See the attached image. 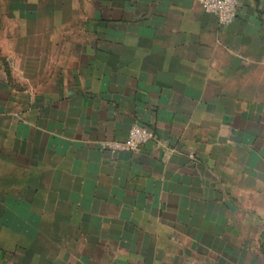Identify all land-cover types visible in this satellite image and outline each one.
I'll return each instance as SVG.
<instances>
[{
  "label": "crops",
  "instance_id": "obj_1",
  "mask_svg": "<svg viewBox=\"0 0 264 264\" xmlns=\"http://www.w3.org/2000/svg\"><path fill=\"white\" fill-rule=\"evenodd\" d=\"M96 1L68 64L21 67L19 89L0 68L4 232L14 225L19 264H187L214 217L203 204L221 102L250 101L241 77L264 74V0H237L228 25L198 0ZM134 124L154 134L140 151L102 147Z\"/></svg>",
  "mask_w": 264,
  "mask_h": 264
},
{
  "label": "rangeland",
  "instance_id": "obj_2",
  "mask_svg": "<svg viewBox=\"0 0 264 264\" xmlns=\"http://www.w3.org/2000/svg\"><path fill=\"white\" fill-rule=\"evenodd\" d=\"M100 4L96 0H0V68L13 79L14 87H20L21 67L42 66L48 73L58 60L62 66L68 64V53L76 42L93 33L90 22L100 19ZM241 78L250 80L253 89L236 92V97L246 93L250 101L221 102V139L215 142L218 159L207 168L205 178L213 184L214 199H209L212 193L207 191L203 204L207 215L210 211L214 217L204 219L203 253L189 255L187 264H264V74ZM207 142L208 152L211 143ZM53 221V225L69 227L67 220L43 222L52 227L49 222ZM0 222V264H19V236L14 235V225L10 223L4 232L5 220ZM28 222L34 230L30 237L35 238L39 220ZM45 236L58 243L78 242L80 237Z\"/></svg>",
  "mask_w": 264,
  "mask_h": 264
},
{
  "label": "built area",
  "instance_id": "obj_3",
  "mask_svg": "<svg viewBox=\"0 0 264 264\" xmlns=\"http://www.w3.org/2000/svg\"><path fill=\"white\" fill-rule=\"evenodd\" d=\"M205 13L213 15L220 25L233 22L237 14V0H198ZM154 139V134L148 128L134 124L123 140L106 141L102 147L110 152H138L148 142Z\"/></svg>",
  "mask_w": 264,
  "mask_h": 264
}]
</instances>
